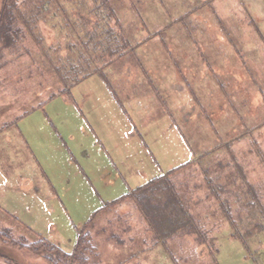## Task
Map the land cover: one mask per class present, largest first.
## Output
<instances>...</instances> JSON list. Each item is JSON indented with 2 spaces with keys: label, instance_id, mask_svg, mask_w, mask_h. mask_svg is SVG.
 <instances>
[{
  "label": "rangeland",
  "instance_id": "rangeland-1",
  "mask_svg": "<svg viewBox=\"0 0 264 264\" xmlns=\"http://www.w3.org/2000/svg\"><path fill=\"white\" fill-rule=\"evenodd\" d=\"M73 1L3 51L0 230L72 252L85 228L99 264H264V0ZM180 166L206 243L107 205ZM0 264L50 263L0 239Z\"/></svg>",
  "mask_w": 264,
  "mask_h": 264
},
{
  "label": "trees",
  "instance_id": "trees-1",
  "mask_svg": "<svg viewBox=\"0 0 264 264\" xmlns=\"http://www.w3.org/2000/svg\"><path fill=\"white\" fill-rule=\"evenodd\" d=\"M60 1L61 0H1L0 61L2 64L6 63L3 51H18L21 47L19 43L25 38L24 33L33 32L36 29L38 22L42 20L41 17H43V13L47 12L50 5L57 3V10L63 13L66 12L65 7ZM64 1L67 3L70 0ZM73 2H75V0ZM71 22H65V25H73L72 33H74L76 23L73 21ZM87 42H89V40ZM76 46H78L77 43H75L72 48ZM7 55H12V53L10 52ZM55 73L65 80V76L63 77L60 69ZM183 167L184 166L174 168L172 171L155 177L145 185L133 189L125 195V197L115 202L108 203L107 205L114 206L125 198L133 199L136 201L138 207L144 213L151 226L155 227V229L158 230V227L161 225H167L169 232H166V234H171L173 232H179L180 227H183L189 232L196 233L201 243H206L207 239L205 233L200 230L199 226L191 222V214L186 211L184 201L180 198L179 192L176 190V186L171 180V175L181 170ZM217 199L219 200V198ZM227 213L234 235L242 237L239 233H236L238 229L228 211ZM179 223L182 225H178ZM0 239L5 243L9 242L18 246L20 249L27 250L36 256H42L50 264H99L96 246L93 244L90 233L86 232L85 228H77L76 242L72 252L65 251L59 245L44 237L30 243L21 239H14L12 233L8 229H4L3 231L0 230ZM241 239H243V237Z\"/></svg>",
  "mask_w": 264,
  "mask_h": 264
}]
</instances>
